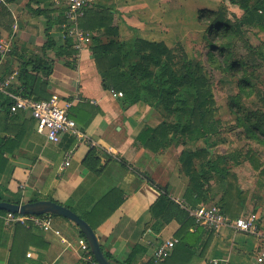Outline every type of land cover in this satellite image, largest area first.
<instances>
[{"label":"crops","instance_id":"0c3cea01","mask_svg":"<svg viewBox=\"0 0 264 264\" xmlns=\"http://www.w3.org/2000/svg\"><path fill=\"white\" fill-rule=\"evenodd\" d=\"M204 2L94 0V6L88 12H100L115 31L112 36H106L103 28L89 30V33L103 42L141 38L163 41L171 47V38L185 35L184 21H196ZM1 6L10 16L6 25L4 21L0 24V35L4 37L0 39L14 35V51L0 67V73L5 72V76L16 74L17 77L23 60L35 61L44 56L52 60L50 76L34 74L33 97L49 99L58 96L61 104L73 102L69 115L85 138L79 140L73 135H64L59 143H52L38 131L34 121L14 153L4 154L8 163L0 173V193L6 199L21 203L52 198L84 213L94 202L117 189L125 195L124 202L97 229L103 250L116 263L128 264L134 248L141 245L144 251L139 252L131 264H151L155 247L174 238L181 227L177 221H172L159 234L149 233V224L153 220L151 208L162 193L166 191L172 199L186 201L189 178L181 171L182 150L210 149L214 159L232 152H219L224 143L203 141L186 145L172 143L157 151L145 148L138 140L140 133L148 127L156 128L164 118L143 102L124 105L111 88L105 89L104 76L97 69L91 45L77 55L76 40L68 35L69 26L64 23L65 0H0V9ZM91 18L87 16L85 21ZM48 35L57 47L64 45L67 36L72 38L74 43L69 50L73 53L56 57L55 50L44 48ZM29 70L32 71V67ZM13 87H20L16 78ZM90 140L98 146L90 148ZM148 144L160 147V143ZM70 151L73 152L71 166L65 167L66 155ZM201 163L206 165L205 161L198 160V168ZM226 168L232 173V160ZM205 189L208 190V203L218 204L231 221L246 214L245 208L241 212L238 201L232 198V191L225 196V182L217 174ZM198 227L191 228L194 236L188 238L187 244L179 243L165 264H212L213 259L227 260V264H264V261H257L264 250V238L231 226L219 232L201 227L200 234H196ZM53 228L60 231V235L32 228L40 240L32 239L26 256L21 253L10 263L14 228L4 225L0 236V264H86L91 261L86 239L81 236L79 228L62 217H53ZM262 228L260 225V233L264 235ZM148 241L153 246H149ZM17 246L24 250L27 241H19Z\"/></svg>","mask_w":264,"mask_h":264},{"label":"trees","instance_id":"16d2710c","mask_svg":"<svg viewBox=\"0 0 264 264\" xmlns=\"http://www.w3.org/2000/svg\"><path fill=\"white\" fill-rule=\"evenodd\" d=\"M87 12L80 20V27L84 31L89 32V30L103 28L106 36H112L115 29L107 23V17L102 16L100 12ZM9 16L7 9L1 6L0 24L4 21V25H6ZM87 16L92 17L88 22L87 19L85 21ZM199 20L207 24V33L212 42L216 39L224 42L219 46H212L219 50L223 62L233 72L239 73L243 68V63L234 60L230 51L234 47L235 41L243 37L247 29L258 28L264 31V0H223L217 10L200 11ZM64 23L68 25L66 19ZM0 37L4 38L2 35ZM73 43V39L67 36L64 45L57 47L56 42L48 35V41L44 48H51L56 51V57H63L73 53L69 50ZM90 45L97 69L104 76L106 90L111 88L124 105L132 106L138 102H143L164 118V121L156 128L148 127L140 133L138 140L145 148L157 151L160 148H168L172 143H182V145L201 141L208 143L210 139L212 140L220 134L223 123L217 118L212 84L207 77L204 66L198 60L191 59L182 44L169 47L163 41L156 42L141 38L124 42L119 39L103 42L92 37ZM30 67H32V71L29 70ZM52 71L53 61L45 56L37 58L35 61L23 60L16 77V82L20 83V87L16 89L13 87L14 91L27 98L47 100L33 97L32 87L36 79L34 74L40 73L43 76H50ZM4 77H6L5 72L0 73V79ZM240 82L242 90L253 88L246 79H242ZM108 83L110 86L107 85ZM256 96L264 103L263 92L257 91ZM10 104L11 100L0 93V133L6 134L0 135V173L4 171V167L8 163L4 154H13L34 124V120L24 112L11 115ZM230 108L233 109L231 106ZM235 113L239 118L242 116L240 108ZM247 120L254 124L250 132L259 131L264 136V111L249 115ZM148 143H160V147L155 148ZM262 145L264 146V143ZM242 154L241 151H234L228 155H219L214 159L210 149L195 152L182 150L179 160L181 171L189 178L185 196L191 208L208 204V190L205 188L213 179L214 174H217L222 182H225V196L231 191L232 198L236 196L239 198L243 194L242 189L236 186V175L230 173L229 169L226 168L231 160L235 166L244 163ZM244 157L245 160L252 162L256 170L259 169V164L253 159L254 153L247 152ZM198 160L205 161L206 165L201 163L198 168L196 165ZM124 199L125 195L121 191L112 189L94 202L90 210L84 213H80L72 206L62 205L70 208L86 220L97 233L98 227L111 217L122 205ZM0 200L21 203L6 199L1 193ZM47 200L57 202L52 198ZM240 205L242 208L244 207L243 202ZM151 212L153 220L149 224V230L159 234L165 226L172 221H177L181 225L175 234L179 243L187 244L188 238L194 236L190 232L191 228L194 225L199 226L189 212L176 203L166 191L152 206ZM4 214L6 212L0 211V236L4 228L2 218ZM201 227L197 228L196 234H200ZM13 228L14 240L10 251V263L21 253L26 256L32 239L40 240L33 234L31 227L15 224ZM80 234L85 238L81 231ZM19 241H27L24 250L21 246H17ZM86 243L88 245L87 240ZM88 250L90 251L89 245ZM141 251H144V248L137 245L128 260V264H131ZM104 253L108 259H112L109 253ZM90 254L92 260L86 264H97L91 251Z\"/></svg>","mask_w":264,"mask_h":264},{"label":"rangeland","instance_id":"374dc122","mask_svg":"<svg viewBox=\"0 0 264 264\" xmlns=\"http://www.w3.org/2000/svg\"><path fill=\"white\" fill-rule=\"evenodd\" d=\"M222 1L205 0L204 8L199 9L196 21H184L185 35L173 36L169 42L171 47L182 44L188 56L204 66L213 87L217 118L223 123L220 134L208 143H224L219 152L243 153L244 163L239 166L232 164V173L237 177L236 186L243 191L235 199L240 207V203H244V207L240 209L242 212L245 208L244 217L255 216L259 226L264 229V136L259 131L250 132L254 124L247 120L249 115L264 111V103L256 96L257 91L264 93V31L249 28L243 37L235 41L230 54L234 60L243 63V68L239 73L233 72L221 59L219 50L212 46H219L224 42L220 39L212 42L207 33V24L199 20L200 11L217 10ZM189 18H192V14H189ZM242 79H246L253 88L242 90ZM238 108L242 111L240 118L235 113ZM247 152L254 153L253 159L260 166L258 170L251 161L245 160ZM211 205L218 206L216 203L207 204Z\"/></svg>","mask_w":264,"mask_h":264},{"label":"built area","instance_id":"2783aa9c","mask_svg":"<svg viewBox=\"0 0 264 264\" xmlns=\"http://www.w3.org/2000/svg\"><path fill=\"white\" fill-rule=\"evenodd\" d=\"M67 3L66 20L68 21V35L76 40L75 50L77 55L82 53L86 46L91 44L92 34L84 31L80 27V20L85 16V13L94 6V0H65ZM13 37L8 39H0V67L13 51ZM16 74L8 75L0 79V93L11 100L10 114L15 115L19 112H24L37 123L38 131L46 135L48 141L59 143L64 135H73L79 140L85 138L84 134L79 130L74 119L69 115V110L73 106V102L61 104L58 96H53L47 100H35L33 98L24 97L14 91L13 81ZM90 148H96L98 145L95 141L88 142ZM73 152L70 151L66 155L65 167L71 166ZM176 203L184 207L192 216L199 226L209 230L219 232L226 226H231L234 229L264 238L260 233L257 218L250 216L249 218L242 217L231 221L226 217L219 206L216 205H199L196 208L189 207L184 201L173 199ZM4 225L13 227L15 224L26 225L28 228L39 229L44 232L54 231L56 235H60V231L53 228L52 215H21L6 212L2 216ZM151 231L149 230V233ZM179 243L177 238H170L155 247L151 264H165L170 258L176 245ZM149 246H153L151 241H148ZM90 248V247H89ZM86 249L88 245L86 243ZM91 251V250H90ZM88 250L90 259L92 256ZM258 263L264 261V250L260 253ZM212 264H227V260L213 259Z\"/></svg>","mask_w":264,"mask_h":264},{"label":"water","instance_id":"95a60500","mask_svg":"<svg viewBox=\"0 0 264 264\" xmlns=\"http://www.w3.org/2000/svg\"><path fill=\"white\" fill-rule=\"evenodd\" d=\"M0 211L31 216L48 214L65 218L74 223L81 233L84 234L97 264H118L113 259L106 257L100 239L92 226L70 208L62 204L52 200H37L27 203H12L0 200Z\"/></svg>","mask_w":264,"mask_h":264}]
</instances>
